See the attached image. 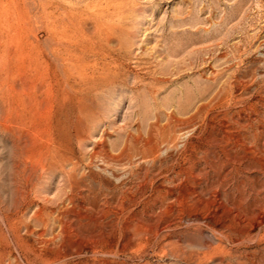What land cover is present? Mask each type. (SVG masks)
Returning <instances> with one entry per match:
<instances>
[{
  "label": "rangeland",
  "instance_id": "374dc122",
  "mask_svg": "<svg viewBox=\"0 0 264 264\" xmlns=\"http://www.w3.org/2000/svg\"><path fill=\"white\" fill-rule=\"evenodd\" d=\"M0 264H264V0H0Z\"/></svg>",
  "mask_w": 264,
  "mask_h": 264
},
{
  "label": "bare ground",
  "instance_id": "6f19581e",
  "mask_svg": "<svg viewBox=\"0 0 264 264\" xmlns=\"http://www.w3.org/2000/svg\"><path fill=\"white\" fill-rule=\"evenodd\" d=\"M75 15V14H74ZM74 17V16H73ZM108 64V63H107ZM104 73V72H103Z\"/></svg>",
  "mask_w": 264,
  "mask_h": 264
}]
</instances>
